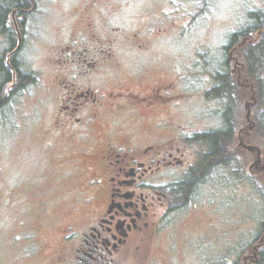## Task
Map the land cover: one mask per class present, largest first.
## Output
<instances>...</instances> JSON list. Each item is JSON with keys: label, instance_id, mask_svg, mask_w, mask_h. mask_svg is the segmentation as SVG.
<instances>
[{"label": "flooded vegetation", "instance_id": "obj_1", "mask_svg": "<svg viewBox=\"0 0 264 264\" xmlns=\"http://www.w3.org/2000/svg\"><path fill=\"white\" fill-rule=\"evenodd\" d=\"M71 2L68 37L52 48L42 41L34 64L25 56L28 22L35 10L47 19L49 8L10 0L0 16V107L32 88L41 134L50 135L49 162L65 170L62 176L55 170L51 199L39 201L42 211L47 206L63 220L43 264H159L167 232L202 220L194 217L205 188L216 185L217 192L221 184L264 174L263 150L246 143L255 124L246 114L237 131L233 104L237 85L251 92L246 111L256 91L248 83L171 81L151 45L171 38L172 0ZM58 5L59 35L67 15ZM117 21L130 28L113 27ZM141 54L145 63L138 65ZM195 105L204 111L189 112ZM238 147L249 160L244 174L237 170ZM76 178L78 188L62 193ZM45 186L41 181L40 190Z\"/></svg>", "mask_w": 264, "mask_h": 264}, {"label": "rangeland", "instance_id": "obj_2", "mask_svg": "<svg viewBox=\"0 0 264 264\" xmlns=\"http://www.w3.org/2000/svg\"><path fill=\"white\" fill-rule=\"evenodd\" d=\"M33 1L49 11L45 12L48 15L45 20L40 21L37 10L30 16L26 30L30 40L25 56L31 64L40 57L42 41L52 48L55 43L63 41L62 36L68 37L65 34L75 21L70 20L68 12L73 7L71 0ZM155 1L159 2L150 0V3ZM0 4L3 8L7 6L6 1ZM58 4L67 15L59 35L55 33L57 11L53 8ZM172 10L175 27L171 38L151 45L156 58L164 64L173 83H197V80L205 86H213L211 83H217L216 77L221 74L225 77L229 72L231 80L226 82L253 86L255 100L250 102L253 106L247 111L244 104L250 101L251 92L239 85L235 88V123L239 131L247 122L246 114H249L251 120L248 123L255 124L253 129H256L247 136L246 143L264 152V62L255 71L260 77L258 84L253 81L252 71L242 58L243 50L237 52L238 55L230 52L233 59H229L230 53L225 49L232 34L253 25L252 13H264V0H172ZM112 26L130 28L127 22L121 21ZM139 28L142 31V25L136 24V33ZM180 29L186 32L180 35ZM143 36L142 32L140 37ZM2 49L0 45V51ZM144 58L141 54L139 61L136 58V64L145 63L142 62ZM146 58L149 63L151 58ZM12 101L8 106L0 107V264H43L58 238V228L54 226L63 220L47 206L42 211L39 201L51 199L53 191L49 183L56 175L55 170L60 176L65 170L49 162L53 151L46 143L50 135L41 134L34 90L31 88L25 94L16 95ZM188 111L204 109L195 105L194 108L188 106ZM236 156L238 173L244 174L248 171V156L239 147ZM77 178L70 185L62 186L61 192L77 189L81 180ZM241 178L231 184H221L217 192L216 185L205 188V205L203 202L197 204L200 208L194 217L202 220L197 225L179 226L172 229L173 232H167V242L159 244L162 253L156 262L258 264L259 254L264 250V174L260 177L253 174L249 181ZM41 181H46L42 190ZM211 201L214 204L209 205ZM256 246L258 248L254 251Z\"/></svg>", "mask_w": 264, "mask_h": 264}, {"label": "trees", "instance_id": "obj_3", "mask_svg": "<svg viewBox=\"0 0 264 264\" xmlns=\"http://www.w3.org/2000/svg\"><path fill=\"white\" fill-rule=\"evenodd\" d=\"M4 1H10V0H0V3ZM5 10L2 5L0 4V16L3 15L2 11ZM250 19L253 21V25L249 27L243 28L241 31L234 33L230 36L229 44H234V53L237 54V52L243 50L242 52V58L247 63L249 69L252 71V79L253 81H257L259 83L258 74L256 75V70L259 69V66H262L264 62V13L261 12H254L250 16ZM247 38V42L244 44H240L242 39ZM248 41L250 43H248ZM239 44V45H237ZM228 46L225 47L226 50H228ZM246 47V48H245ZM238 55V54H237ZM262 58H260V56ZM261 59V60H260ZM217 83H228L226 80H231L229 78V72L226 73L225 77L221 74L220 77H216ZM223 89V87H220ZM228 90V88H225ZM255 100V97L254 99ZM243 140V135H242ZM264 242V237H263ZM262 242V243H263ZM258 264H264V250L259 254V263Z\"/></svg>", "mask_w": 264, "mask_h": 264}]
</instances>
